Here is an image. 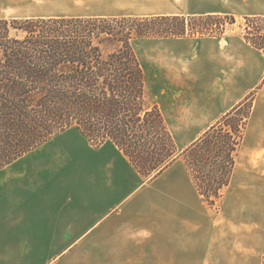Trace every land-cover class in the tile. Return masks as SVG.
<instances>
[{
    "label": "crops",
    "instance_id": "obj_1",
    "mask_svg": "<svg viewBox=\"0 0 264 264\" xmlns=\"http://www.w3.org/2000/svg\"><path fill=\"white\" fill-rule=\"evenodd\" d=\"M65 2L72 15L24 18L264 17V0ZM132 45L179 151L255 92L219 207L183 157L148 179L114 142L95 146L73 126L0 169V264H264V52L240 34Z\"/></svg>",
    "mask_w": 264,
    "mask_h": 264
},
{
    "label": "trees",
    "instance_id": "obj_2",
    "mask_svg": "<svg viewBox=\"0 0 264 264\" xmlns=\"http://www.w3.org/2000/svg\"><path fill=\"white\" fill-rule=\"evenodd\" d=\"M245 20V40L264 52V17ZM235 22L231 14L0 19V169L75 126L95 146L114 142L148 179L184 157L203 200L217 206L255 92L179 151L148 97L132 40L222 36ZM190 156L215 170L194 169Z\"/></svg>",
    "mask_w": 264,
    "mask_h": 264
},
{
    "label": "rangeland",
    "instance_id": "obj_3",
    "mask_svg": "<svg viewBox=\"0 0 264 264\" xmlns=\"http://www.w3.org/2000/svg\"><path fill=\"white\" fill-rule=\"evenodd\" d=\"M66 0H59L58 2H55L54 0H43L44 7H46L47 11H42V12H33L30 10H25L24 7L22 6V3L20 0H0V19H26L24 17L26 16H34V15H41V16H58V15H72V13L62 10L61 8L66 7ZM63 5V6H62ZM55 7L60 8L61 10L54 11L53 9ZM27 9H29V6L27 5ZM52 9V10H48ZM45 10V8H44ZM78 15V14H76ZM80 15V14H79ZM233 15V14H231ZM235 16V15H234ZM246 16L240 17V16H235L236 22L233 24H228L227 30L225 34H240L244 35L245 33V27H246ZM110 18H121V17H110ZM197 37V36H196ZM199 37V36H198ZM244 37V36H243ZM254 102V100H253ZM151 105V104H150ZM94 145V144H93ZM202 150H198V154ZM184 158V157H183ZM198 157L190 156V162L191 165L193 166L194 169L201 171L204 170L205 173H211L212 171L215 170V165H205L206 168H201V166L197 165V159ZM221 159L217 156H214V159ZM185 159V158H184ZM189 167V166H188ZM202 175V172H200ZM223 196H224V191H223ZM222 200L220 201V203ZM220 203L217 205L219 207Z\"/></svg>",
    "mask_w": 264,
    "mask_h": 264
}]
</instances>
